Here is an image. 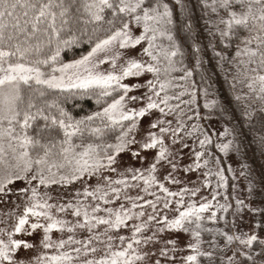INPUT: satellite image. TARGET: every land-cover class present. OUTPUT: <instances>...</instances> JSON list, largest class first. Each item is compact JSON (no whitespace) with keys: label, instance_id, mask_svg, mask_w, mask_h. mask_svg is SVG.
Here are the masks:
<instances>
[{"label":"snow or ice","instance_id":"6c2138e0","mask_svg":"<svg viewBox=\"0 0 264 264\" xmlns=\"http://www.w3.org/2000/svg\"><path fill=\"white\" fill-rule=\"evenodd\" d=\"M191 3L0 0V205L7 208L0 214V264H264V173L254 180L241 169L236 177L246 182L247 203L239 194L224 197L225 202L219 203L221 193L213 190L211 199L201 197L202 202L186 206L185 195L196 197L202 188H209V183L195 186V181H189L193 187L171 191L156 175L158 170H167L163 180L178 185L182 183L179 173L204 167L207 171L203 176L217 177L219 189L228 183L225 171H232L230 167L222 169V161L213 159L206 149L195 151L194 162L182 166L181 156L190 148L188 140L195 133L203 136H196L200 148L213 143L198 125L189 128L183 119L187 112L181 105L192 110L190 106L197 99L195 85L192 91H173L183 87L177 80L193 76V70L184 64L181 32L193 39L190 55L196 69H203L205 64L202 53L206 48L193 38L191 24L185 23L192 16ZM196 5L207 34L217 42L208 45L217 65L226 75L230 68L235 69L233 80L243 76L253 97L264 102V0H196ZM177 12L179 23L174 18ZM98 33H104L103 37ZM85 36L90 50L64 62L62 52L78 45ZM233 47L235 54L230 57L228 52ZM105 64L107 69L102 68ZM128 78L137 82L126 83ZM140 78H145L143 83ZM200 80L204 84L199 90L205 100L203 107L211 115L217 103L208 99L212 83L206 70ZM141 89L146 91L132 94ZM185 95L190 99L184 100ZM83 97L93 100L96 109L76 116L65 107ZM153 110L159 115L150 121L147 135L138 140V121ZM260 112L264 114V106ZM253 115L248 106L241 113L246 120H252ZM261 120L264 125V115ZM230 134L225 128L218 135ZM231 146V140L215 145L225 155ZM149 150L156 151L147 169L127 167L119 171L121 154L130 153L143 164L148 157L141 153ZM205 155L210 159L202 165ZM106 173L142 181L141 191L155 197L145 201L152 212L133 213L132 208L138 205L127 196L132 208H125L123 203L116 209L101 207V201L104 205L113 202L110 192L119 200L123 189L139 187L125 178L113 180ZM93 178L97 183L89 185ZM78 182L83 190L70 192L69 187ZM154 186L165 194L163 198L149 191ZM231 187L236 192L238 185ZM256 196L259 203L252 199ZM80 197H90L96 203H85ZM168 197H179L175 200L178 215L172 219L158 208L162 202L163 209H169L173 200ZM230 199L235 200L234 206ZM230 209L234 218L242 219L246 210L260 220L247 232L235 219L227 228L209 226L208 222L217 225L224 221L218 212L228 213ZM145 215L147 221L127 223ZM124 228L130 230V236L120 234ZM53 230L60 233L57 239H53ZM38 232L42 235L32 242L16 238L33 237ZM182 236L189 237L183 245ZM21 251L35 254L25 258Z\"/></svg>","mask_w":264,"mask_h":264},{"label":"rangeland","instance_id":"374dc122","mask_svg":"<svg viewBox=\"0 0 264 264\" xmlns=\"http://www.w3.org/2000/svg\"><path fill=\"white\" fill-rule=\"evenodd\" d=\"M143 46H146V42H142ZM140 46H138L139 49ZM77 59V58H76ZM144 59L146 60L147 57H144ZM64 62H70V61H64ZM123 61H121L122 63ZM109 67V65L105 64L102 66L103 69H107ZM147 78H151V76L149 75ZM145 78H140L139 82L143 83ZM126 83H136L137 80L136 78H128L126 81ZM143 91H146V89H141L139 92H133L132 94L134 95H141ZM195 103V102H194ZM194 103L190 106L192 110H189L188 106L185 105H181V107L184 108L185 112H187V116H191L192 119L188 120L187 116L183 117L186 126L191 128L192 125H198L199 130H202V126L199 122V118H198V113H197V109L194 106ZM140 105H135L134 107H139ZM159 113L156 112L155 110H153V112L149 115H146L143 118H140V120L138 121V128H139V133L137 135V139H142L143 137H145L147 135V131L149 128V123L150 121H154L155 117L158 116ZM168 119H172V117H168ZM207 124L210 127L211 130V140L213 141V143L211 144L213 147H211V149L213 150V152H218L220 154V159H218L217 155H214L212 158L215 160H220L222 161L220 167L222 169H227V168H231L232 171H225V179L228 183L225 184V186L223 188H219L217 189V177L215 176H209V177H204L203 176V172L207 171L206 168L202 167L199 171L197 172H192V173H188L185 174L183 172L178 174V178L181 179L182 183L178 184V185H172L169 184L167 182H165L163 180L164 175L167 174V170H158V172L156 173L157 178L161 181L165 183V186L168 187L171 191H179L180 188L182 187H193V184L189 183V181H195L196 185L195 186H199L200 184L204 183L205 181H207L209 183V188L207 189H201V192L198 193V195L196 197H190L189 195H185L184 200H185V206L187 205V203L190 202H197V204L201 201V197H207L208 199H211V195L210 192L213 190H218L221 195L217 197V201L219 203H224V197H234L237 194H239L242 198L245 199V202L247 203V187L246 182L243 181L242 179L237 180L236 177L239 176V173L241 171V169L245 170L254 180H259L261 177V174L264 173V152L263 155L262 154H254V152H252L249 147L247 145H245V143L242 142V139H240L237 135H236V139H234L230 129L225 125L222 124L221 122H219L217 119L209 117ZM173 126H175V122H173ZM227 128L229 130V132L231 133L230 135L227 136H219L218 134L223 132L224 129ZM153 131L158 132V129H154ZM204 132V131H203ZM199 135V132L195 133L193 135V137L191 139L188 140V143L190 145V148H186L183 151V154L181 156V160H182V166L187 167L188 165L192 164L194 162V152L195 151H202L204 150V148H200L199 143L196 139V136ZM200 139H203L202 135H199ZM229 140L232 141V146L230 147L228 154L225 155L224 153H221L218 151V149L215 147L216 144H219L221 142L223 143H227ZM167 143H170V141H167ZM207 146V145H205ZM204 146V147H205ZM138 147V146H137ZM238 149V150H237ZM156 150H149L148 152H142L141 155H146L148 157V160L145 161L143 164L141 163V161L133 159L130 155V153H123L120 156V167H119V171L123 172L125 170V168L127 167H134V168H144L147 169L148 164L151 162L152 157L154 156ZM210 153H212L210 151ZM205 159H210L208 156H204L200 163L203 165V161ZM211 166V165H210ZM106 175L111 176V178L117 179V178H125L128 179V182L130 184H139V187H134V188H127V189H123V186L120 185H114V187H121L123 190L120 194V199L116 200L114 196H112V193H109V196L112 198V203L109 205H104L103 202H99L101 204V207H112L114 209L119 208L120 204L123 203L125 208H132V203L131 201L127 200L125 197H132L135 200V203L138 205V207L136 208H132V212L133 213H137L139 211H145L146 213H151L152 209L151 207H149L145 201L146 200H155L154 196L151 195H147L146 193L141 191V188L143 187V182H136V181H132L130 179V176H125V177H118L116 173H106ZM145 175H147V173L145 172ZM89 185H95L97 183V180L95 178H93L92 180H90ZM100 183H103V181H100ZM235 183L238 185L236 192L232 191V187L231 185ZM76 189H80L81 191L83 190V185L81 183H76L72 186L69 187V191L74 193ZM41 191H43L44 189L41 188ZM51 191L53 192V195L56 194V186H53ZM150 192H155L157 196H161L162 198L165 196V194L161 193L158 189V187H153L151 189H149ZM137 196L143 197V199H135ZM80 199L85 202V203H96L93 202L91 200V198H84V197H80ZM168 199L173 200V203L170 204L169 209H163V204L162 202L158 204V208L161 211L162 215H167V217L169 219L175 218L176 215H178V213L175 211L176 208V204H175V200L179 199V197H168ZM252 199L256 200L258 203L260 201V197L256 196V197H252ZM65 201H67V196L65 197ZM217 201H213V203L215 204ZM55 202V201H53ZM75 201H73L74 203ZM233 206L235 205V200L234 199H230L229 201ZM140 205H143V207H140ZM251 207V206H250ZM183 210V209H181ZM216 210V209H213ZM7 211V208L4 205H0V214H2V212ZM20 211L22 212V208L20 209ZM231 211L232 209L229 210L228 213H224V212H218V215H223L225 217L224 221H220L217 225H212L211 222H208L209 226L212 227H220V228H227L228 225H230L233 220L235 219V222L239 224L240 229L247 232L249 231V229L251 227L255 226V223L258 222L260 220V217L258 215L255 214H248L247 211L245 210V215L243 216L242 219H238V218H234L231 215ZM210 213H206L205 216L209 215ZM62 216V218L65 219H73L70 215H65V214H60ZM99 215H105L104 213H99ZM141 221H147V215H145L144 217L141 218V220H130L127 223L129 225L135 224V223H140ZM9 223H12V221H9ZM154 224V222H151ZM0 227H3V225H0ZM120 234L125 235V236H130L131 232L129 229L124 228L119 230ZM40 235H42V233L38 232L35 236L33 237H29V236H17L16 238L18 239H25L28 240L29 242H32L34 239H37ZM68 234L65 232L64 236L66 238ZM86 235V233L84 234ZM53 239H57L60 236V233L56 232L55 230H53L52 233ZM78 238H81L80 236H78ZM4 239L6 240L7 237H4ZM189 239V237L187 236H182L181 238V245H183L187 240ZM35 253L32 252H24L21 251L20 255L28 258L33 256ZM182 254H187V253H182ZM99 255V254H98Z\"/></svg>","mask_w":264,"mask_h":264},{"label":"trees","instance_id":"16d2710c","mask_svg":"<svg viewBox=\"0 0 264 264\" xmlns=\"http://www.w3.org/2000/svg\"><path fill=\"white\" fill-rule=\"evenodd\" d=\"M196 0H192L189 5L192 8V16L190 20L185 21L189 23L193 29V38L196 42L200 44L201 48H206V51L202 53L205 64L203 69L197 70L195 67V61L190 55L193 51L192 43L193 39H188L185 33L181 32L179 34L181 42L183 44V50L185 52L184 64L193 70V76L185 81L177 80L178 85L183 87H177L173 91L180 92L184 89L192 91V85H195V90L197 91V99L194 103L197 109L199 122L202 126L204 133H207L211 137V130L207 124L208 118L212 117L217 119L222 124H225L231 131L234 139L236 135L242 139V142L249 147V149L254 152V154H262L264 152V143L261 142V137H264V125H262L261 116L264 115L260 112L264 102L255 99L249 89L246 87V79L243 76H238L236 81L233 80V76L236 75L235 69H229L227 75L216 63V58L209 42L215 44V40L209 36L204 28V21L201 19L202 12L200 7L196 5ZM176 21L179 23L181 17L179 12L175 13ZM100 38L103 37L104 33L97 34ZM88 37H81L78 45H74L72 48L66 49L61 54V59L63 61H71L73 59L79 58L81 55L87 53L90 50L91 45L87 42ZM167 43L166 41H162ZM217 51L220 49L217 48ZM235 54V48L229 50L228 55L231 57ZM228 68V65L224 66ZM207 71V74L211 77L212 87L209 89L210 95L209 100H215L217 107L211 110V115H209L210 110L205 109L203 104L205 102L204 97L200 94V89L204 87V84L200 80V75ZM182 75V73L178 74ZM239 96L240 99L237 100L236 97ZM184 100H189L190 97L185 95ZM171 103H177V101H171ZM248 106L249 110H252L254 115L252 120H246L242 118L241 113ZM65 107L71 111L74 115L80 116L86 114L92 110L96 109V105L93 100L83 97L71 100L65 105ZM213 147L208 144L204 147L207 152H212L213 156L217 155L220 159V154L218 152H213L211 149ZM207 156V155H205ZM215 157V156H214Z\"/></svg>","mask_w":264,"mask_h":264}]
</instances>
